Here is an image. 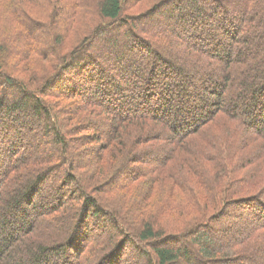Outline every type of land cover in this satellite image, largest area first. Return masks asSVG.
I'll list each match as a JSON object with an SVG mask.
<instances>
[{
	"label": "trees",
	"instance_id": "16d2710c",
	"mask_svg": "<svg viewBox=\"0 0 264 264\" xmlns=\"http://www.w3.org/2000/svg\"><path fill=\"white\" fill-rule=\"evenodd\" d=\"M77 1L54 0L60 27L73 22ZM137 1L98 0L95 12L84 9L81 23L95 25L93 36L78 35L70 52L49 59L41 80L28 60L20 61L23 75L8 68V42L0 33V264H73V258L75 264H128L122 260L128 244L137 251L136 264H264V0H154L142 12L125 11ZM0 5L6 23L28 31L35 48L46 47L44 26L26 11L37 7L36 17L48 19L47 0ZM104 35L107 42L96 44ZM55 41L63 46L60 30ZM65 66L79 73L73 85L58 86ZM107 86L122 90L121 98ZM5 87L15 88L17 98L6 97ZM90 87L99 98L79 99ZM46 94H60L49 95L57 107ZM62 95L73 101L61 117ZM21 110L34 119L18 121L12 113ZM9 115L14 118L3 122ZM71 116H86L91 135H100L98 145L84 150L95 165L80 155L73 175L62 122ZM25 128L37 130L26 139ZM133 143L142 151L133 153ZM120 158L156 172L153 182L168 177L167 199L147 193L137 202L128 194L107 200L130 179H106ZM80 168L84 180L75 173ZM173 186L178 194L196 193L166 228L162 213L141 216L155 211L153 200L161 202L159 213L176 203ZM99 218L109 221L112 234L94 231Z\"/></svg>",
	"mask_w": 264,
	"mask_h": 264
},
{
	"label": "rangeland",
	"instance_id": "374dc122",
	"mask_svg": "<svg viewBox=\"0 0 264 264\" xmlns=\"http://www.w3.org/2000/svg\"><path fill=\"white\" fill-rule=\"evenodd\" d=\"M153 1L154 0H149V1L140 0V1H137L136 3L134 2L131 6L126 5L125 11L127 12L128 11L127 9L129 8V10L133 12L132 7H135L136 13L142 12V11L146 10L147 6L149 4H151ZM97 2H98V0H79V3L77 1L76 12L78 14L75 15L74 9H73V17H75L73 22L68 24L66 22V20H64V22H66V23L62 27H60V22L63 20H60V19L55 20L56 18L54 17L56 15V9H57V7L55 6L54 0H47V3L49 4V8H50V12H49L50 16L48 17V19H38L36 17L37 16V13H36L37 7H33L31 10H29V8H28L26 11L27 14H29L31 17H35L33 19H37L36 21L39 22L37 24L40 27L42 25L44 26L43 29L41 27V32L46 37H48V39L45 38L46 40H44V45H46L45 48L44 47L42 48V46H40V45L37 46L39 48H35L36 39L28 40L26 38V33L28 31L22 30V28H19L16 24L10 25L9 23H6L5 22L6 17L4 16L5 11L2 12V10H4L3 5H0V15L3 18V26L0 30L1 31L0 33H3L2 37H4V39L7 40V42H8L7 45L9 47V50L7 52V55H6V58L8 57L7 58V61L9 64L8 68H11V69H14L15 71H17L16 73L18 75L19 74L23 75V74H21L22 63L20 62L23 59L24 61H26V60L29 61L30 65H31L30 69L33 71H36L38 73L40 80L43 79L44 77H46L47 75H49V74L45 73L46 71H48L49 68H51V67H49V59H52L53 57H56V58L63 57V55L65 56L66 53L70 52L74 46L73 42H75L76 39L79 38L78 35H81L82 39L87 38V37L91 39V37L93 36L94 30H95V25H92V27L90 26L89 28H88V26L83 27V24L81 23L83 20L80 19V18H82V16L80 14H82L84 12V9H86V8H89V13H91V11L95 12ZM86 11L88 12V9H86ZM2 14H3V16H2ZM156 17H158V16L155 15V17H153L152 21L157 20ZM163 17H164L163 18V21H164L166 19V17L165 16H163ZM33 19H29L28 22H34ZM7 22H8V20H7ZM85 27H86V29H84ZM56 30H60L62 32V34L64 35L63 46H59L58 45L59 42L56 43V41H55ZM108 34L111 35V32L107 33L106 35H108ZM106 35H104L105 37L103 36L100 38H98L96 36V40H97L96 44L102 43L103 40L105 42H107L106 38H108L109 35L108 36H106ZM79 42H81V41H79ZM112 48L113 47L108 46L107 49L112 50ZM51 49H52V52L54 51V54L50 56L49 52L51 51ZM91 50L96 51V49H91ZM97 62H98V59H97ZM68 64H71V63H68ZM95 67H97V66H95ZM67 68H68V66H65L63 73H65V75H66V77H68V79L65 80L66 77H64L62 79L63 81H61L58 84V86H62L64 84V82L68 83V85H70V86L73 85L69 81L70 80L72 81L73 79H75L77 77V73H79V71H74L72 67H71V69L66 71ZM84 70L85 69L83 67L82 70L80 71V76L81 75L84 76V73H85ZM98 71L99 70H97V72ZM95 74H96V72H95ZM104 74H105V72H104ZM54 80H55V78H54ZM111 83L112 82H110V84ZM109 86H107V88H108L107 90H112ZM5 88H6L5 89L6 97H9V99L10 98H13V99L17 98L18 95H17V91H15V88H11V87L10 88L5 87ZM86 88H89V86ZM114 88L118 89L115 84H114ZM115 89H113L112 91L119 94V96L121 98V95L123 94V93H121L122 90L119 89V91H120L119 92V91H116ZM90 90H91V92H86L83 95H79L78 98L79 99L91 98L92 100H95V99L97 100L99 97L95 98L96 89L94 90V89H92V87H90ZM8 91L11 93V95ZM50 92H52V91H50ZM49 95L60 96V94H46V97H45L46 101L50 105L57 107V102L52 100V98ZM72 101H73V97L72 98H70L68 96L64 97V95H62V97L60 98V101L58 103L59 104L58 107H60L59 109H60V116L61 117L63 116V113H62V110H64L63 108L67 107L68 103L71 104ZM12 114H14L16 116L18 115V117L20 119L18 121H27L28 122V121H31L34 119L27 112L22 111V110L18 111V112L15 111ZM104 116H106V115H104ZM8 118L3 119V122L5 121L6 123H8L10 121V119L14 118V117H13V115L12 116L9 115ZM71 118H73V116L67 118V121L65 119L64 120L61 119V120L64 124V125L62 124L64 127L63 128L64 133L66 135V138L68 140V145L70 147V150L65 152L64 158H66V160H65L66 164H72V168L70 171L73 175V161H76L78 158H80V155H81V157L83 156V159L86 162L87 161H93L94 163L92 164V166L95 165L96 159H87L86 160V158L88 157V152H86V151H88L89 149H92L93 147H95V145H98L99 142L96 141L95 138H99L100 135L99 134H94V136L91 135L93 133V131L91 130L92 124L86 116L82 117L80 119H78L76 117L75 119L71 120ZM29 126H31V125H29ZM73 127H75V128L73 129ZM32 130H37V129H33V128H29L28 130L26 128L23 129L22 134H24V137H26V139H28L31 136ZM229 130H230V128L226 127V128L222 129V132H228ZM75 133H79L81 135L89 134L91 136H87V137L83 136L82 137V136L77 135ZM222 136L219 139V141H224V142L229 144L230 143L229 138H223ZM21 141H23V135H21L20 141H17V144H16V148L18 149V151H20L19 147L21 145ZM17 145H19V147ZM136 145H137L136 143L131 144L132 149ZM84 150H86V151H84ZM139 151H142V150L140 148L138 149V146H136L133 153H136ZM84 152H86V154ZM106 152L104 151L107 159H109L111 161L112 160L116 161L117 156L115 157V155L112 153L106 154ZM132 160L128 161V160H123L121 158L118 159V161L120 163V165H119L120 168H118L117 170H115L113 172H109L107 174V176H106L107 180L114 178L115 181H120L124 175H128L127 178L130 177V179H126L122 183V185L118 187V189L116 191L111 192L110 194H106V195H108L107 200L114 201L115 199L122 197L125 194H128V195H130L131 199L135 198V201L137 202L138 200L144 199V196H146L147 193H151L152 195L154 193H156L155 197L161 195V196H159V200L167 199L165 194H168L167 189L169 187L167 188V186H170L171 180L167 177V178L162 179L161 182H160V180L153 182V179H154V177L157 176V173L156 172L149 173V171H148V173H146V170L144 169L145 168L144 165H142L140 163L133 164ZM99 163H101L103 165V160L100 159ZM130 164H132V167L129 170V167L131 166ZM167 167L168 166H164L163 169L165 170ZM85 168L88 169L87 167H85ZM127 168H128V170H127ZM180 170L184 171V173L188 172V170L183 169V167H181ZM196 171L198 173L201 172V170H196ZM76 172L80 173V176H82V180H84L87 172L84 173L83 168L75 170V173ZM78 173H76V175H78ZM61 178H62V173L60 175L58 173V179H61ZM47 186L49 187L48 189H50L52 184H50L48 181ZM67 191L68 190L65 189V195H69L70 191H68V193H67ZM101 191L93 192V195L94 196L98 195L97 192H101ZM173 191L175 193L173 200L175 198H179V199L176 201V203H173L171 205V207H169L167 210L159 213L160 209H158L159 208L158 204H161V202L159 200H156V201L153 200L151 209L155 210V211H153V212L150 211V213H149V211L147 209H145V212L140 211L141 216L153 217V215H156V214L159 215L162 213L161 214L162 216L160 217V222L166 228L170 224V220H173L176 217V215L174 213L175 210L181 209V205H186L188 203L189 199L193 198V195L196 193V190L194 188H189L187 191H184L182 189V192L180 194H178L176 192V188H174V186H173ZM121 194H123V195L121 196ZM67 200H70V198H67ZM180 202L182 204H180ZM167 204H169V203L167 202ZM188 206H189V203H188ZM193 208H196V207H193ZM233 220H234V222H237L238 217H236ZM222 222H225L224 219L222 220ZM96 227L97 228L96 229L94 228V231L105 230L111 234L114 232L111 229V224L105 218L97 219ZM171 227H174V225H170L169 228H171ZM220 227H222L221 224H220ZM218 229L219 228H217V230ZM186 239L183 238L184 243L187 242ZM136 253H137V251L133 246H131L129 244L126 245L124 247V254L122 256L123 263L136 264V258H135V256H137ZM75 262L77 263V261H75L73 258V264H75ZM140 262L143 263V258H141V257H140Z\"/></svg>",
	"mask_w": 264,
	"mask_h": 264
}]
</instances>
